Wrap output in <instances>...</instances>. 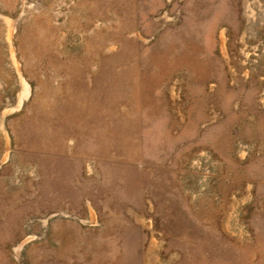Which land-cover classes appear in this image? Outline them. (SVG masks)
<instances>
[{"label": "rangeland", "instance_id": "obj_1", "mask_svg": "<svg viewBox=\"0 0 264 264\" xmlns=\"http://www.w3.org/2000/svg\"><path fill=\"white\" fill-rule=\"evenodd\" d=\"M0 264H264V0H0Z\"/></svg>", "mask_w": 264, "mask_h": 264}]
</instances>
